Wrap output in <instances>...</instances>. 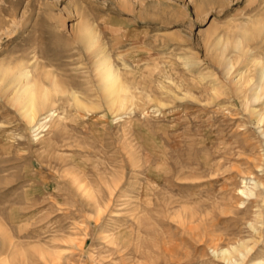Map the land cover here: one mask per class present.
<instances>
[{"label":"rangeland","instance_id":"rangeland-1","mask_svg":"<svg viewBox=\"0 0 264 264\" xmlns=\"http://www.w3.org/2000/svg\"><path fill=\"white\" fill-rule=\"evenodd\" d=\"M263 66L264 0H0V264L264 260ZM22 69L54 97L37 127Z\"/></svg>","mask_w":264,"mask_h":264},{"label":"bare ground","instance_id":"bare-ground-1","mask_svg":"<svg viewBox=\"0 0 264 264\" xmlns=\"http://www.w3.org/2000/svg\"><path fill=\"white\" fill-rule=\"evenodd\" d=\"M261 29L262 28H260L259 33L261 32ZM244 31H245V33L248 32L246 30H244ZM85 33H87V32H85ZM88 34L91 35L92 33H88ZM84 36H86V35H84ZM89 37L90 38L92 37L91 39L94 38L92 35ZM247 37L248 36L246 35V38ZM86 38H87V36H86ZM90 38L86 39V41L89 40V46L87 45V47H89V49L93 48V46H95V43H96V42L95 43L93 42V40H95V38L93 40H91ZM248 40H249V38H248ZM241 45H243V44L240 43L239 47H241ZM96 56L100 58L98 60L96 66H97V70L100 73V81H101L100 83L102 84L101 89H102V93L104 95V98L106 99L107 105H108L111 112L116 113V112L123 111V109L127 105V102L130 99V94H129V88L130 87L126 83V85L128 86V88H127V86L125 85V83L121 77L120 72L113 67L112 62H111L110 58L106 55V51L104 49H100L96 53ZM22 70H23V72L22 73L20 72L21 76L17 79V82H16V80H14L16 82L17 89L15 90L16 91L15 97L13 96L14 99L12 102L16 107L19 108L20 113L26 119L28 124L30 126L37 127V125L39 124V123H37L39 116L43 112L48 111V109L53 105L54 97H53L52 91L50 89L48 90L44 86H42L41 84H38L39 82L38 83L33 82V80L31 79L32 78L31 74L29 72H27L28 70L27 71H25L24 69H22ZM55 83L56 82L53 81L54 91L56 92V94L59 93L60 95H63V92L61 91V89L59 87H57L55 85ZM13 85H14V83H13ZM256 90L257 91L260 90L259 93L264 90V66L262 67L261 75L259 78V86ZM254 92H255V90H254ZM259 93L255 92L254 96H255L256 101H259L261 98ZM72 97H73V100L76 103L75 105H77V107H80V108L85 107L84 103L81 102L80 99L75 94H73ZM261 115H262V112H261ZM48 116L44 117L43 119H45V120L48 119ZM263 118H264V114H263ZM259 121L261 122V119ZM262 121H263V119H262ZM243 193L245 195H248V194H246L247 193L246 191H243ZM252 193H253V191H250L251 195H253ZM119 241H120V239H119ZM111 242H112L111 245L112 244L114 245L116 242V238L111 239ZM120 245H122V244H120ZM253 249L254 248H249L245 244L242 243V245L240 247H235V248H233L232 251L229 249H221L220 251L216 252V257H219L222 260L228 262V264H244V261H246L248 259L249 255L252 253ZM237 254L240 255L242 258L241 263H239L238 259L235 257V255H237ZM254 261H255L254 262L255 264H264L263 259H257Z\"/></svg>","mask_w":264,"mask_h":264}]
</instances>
